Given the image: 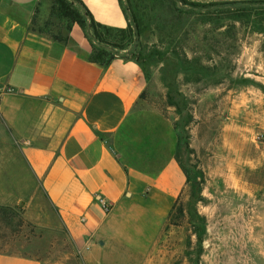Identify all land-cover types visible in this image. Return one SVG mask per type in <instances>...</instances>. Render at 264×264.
Masks as SVG:
<instances>
[{"label": "crops", "instance_id": "0c3cea01", "mask_svg": "<svg viewBox=\"0 0 264 264\" xmlns=\"http://www.w3.org/2000/svg\"><path fill=\"white\" fill-rule=\"evenodd\" d=\"M80 1L97 23L128 28L120 0ZM41 3L0 0V100L47 109L0 146V206L26 204L32 223L65 228L84 264H146L187 186L175 126L142 106L139 64L93 63L77 24L67 42L50 38ZM0 264L43 262L0 252Z\"/></svg>", "mask_w": 264, "mask_h": 264}, {"label": "rangeland", "instance_id": "374dc122", "mask_svg": "<svg viewBox=\"0 0 264 264\" xmlns=\"http://www.w3.org/2000/svg\"><path fill=\"white\" fill-rule=\"evenodd\" d=\"M124 2L144 34L119 54L140 57L147 83L140 102L175 126L176 158L192 179L146 264H264V28L241 42L219 40L215 25L187 13L184 3L181 14L172 0ZM52 6L42 0L40 29L66 37L68 23ZM170 31L187 55L150 54L160 32ZM39 111L47 113L14 97L0 100V146L21 140L16 129ZM1 208L13 211L11 219L0 215V252L43 264H84L65 228L32 223L26 204Z\"/></svg>", "mask_w": 264, "mask_h": 264}, {"label": "trees", "instance_id": "16d2710c", "mask_svg": "<svg viewBox=\"0 0 264 264\" xmlns=\"http://www.w3.org/2000/svg\"><path fill=\"white\" fill-rule=\"evenodd\" d=\"M124 1L130 4L131 0H120L125 14L129 18V26L124 30H113L97 23L91 12L80 0H53L52 14L68 23V35L66 37L59 35L49 37L59 42H67L72 25L77 24L84 30L92 44L91 61L93 63L107 66L117 57H124L135 61L142 68L139 56L134 54L129 57L119 54L120 51L131 47L130 45L137 42L144 34L135 10L130 6H125ZM172 1H175L174 5L177 13H184L179 5V2H181L188 7L189 11L187 13L198 18L209 19L215 25V38L219 40L224 37L225 40L241 42L247 34L257 33L258 29L264 28V0H239L208 4L194 3L187 0ZM223 29H227V31L222 32ZM262 33L258 32L257 34ZM178 41V34L170 31L167 35H164L160 32L150 54L158 57L187 55V49ZM186 176L187 184H189L192 179L187 174ZM177 203L173 208L169 221L175 215ZM12 211L11 208H1L0 215L2 219H11ZM180 213L182 214V211Z\"/></svg>", "mask_w": 264, "mask_h": 264}, {"label": "built area", "instance_id": "2783aa9c", "mask_svg": "<svg viewBox=\"0 0 264 264\" xmlns=\"http://www.w3.org/2000/svg\"><path fill=\"white\" fill-rule=\"evenodd\" d=\"M104 208H105L107 211L110 210L109 207L107 206V204H105Z\"/></svg>", "mask_w": 264, "mask_h": 264}]
</instances>
